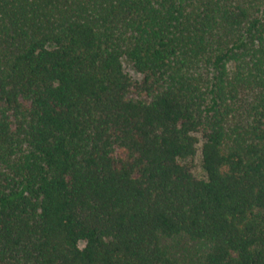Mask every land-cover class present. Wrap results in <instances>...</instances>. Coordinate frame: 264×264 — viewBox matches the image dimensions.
Listing matches in <instances>:
<instances>
[{
	"label": "trees",
	"instance_id": "1",
	"mask_svg": "<svg viewBox=\"0 0 264 264\" xmlns=\"http://www.w3.org/2000/svg\"><path fill=\"white\" fill-rule=\"evenodd\" d=\"M0 264H264V0H0Z\"/></svg>",
	"mask_w": 264,
	"mask_h": 264
},
{
	"label": "rangeland",
	"instance_id": "2",
	"mask_svg": "<svg viewBox=\"0 0 264 264\" xmlns=\"http://www.w3.org/2000/svg\"><path fill=\"white\" fill-rule=\"evenodd\" d=\"M124 69L125 71L134 79V80H138L140 78V75L138 73H136L132 68L131 66H129L126 62H124ZM200 146V145H199ZM201 152L200 150L197 151V154L195 155V157L192 159V162H193V168H192V171H193V174L199 178V179H203L205 178V172L204 170L202 169V160H201ZM168 244L169 245H173V244H176V241L171 239L168 241ZM83 245V244H82ZM190 246V245H188ZM192 247H194V249L198 250L197 247H199V249L201 251L204 250L205 246L202 245V249L200 248L201 245L197 246L196 244H192L191 245ZM197 246V247H196Z\"/></svg>",
	"mask_w": 264,
	"mask_h": 264
}]
</instances>
